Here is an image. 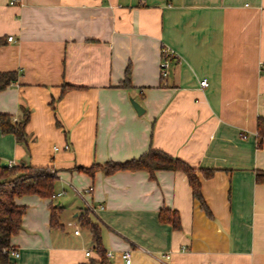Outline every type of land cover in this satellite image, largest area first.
<instances>
[{
    "label": "crops",
    "instance_id": "crops-1",
    "mask_svg": "<svg viewBox=\"0 0 264 264\" xmlns=\"http://www.w3.org/2000/svg\"><path fill=\"white\" fill-rule=\"evenodd\" d=\"M262 62L264 0H0V70L15 72L0 113L29 112L25 141L0 128V162L53 169L62 193L14 198L10 260L124 264L128 249L131 264H264ZM151 147L196 169L207 210L183 171L102 169Z\"/></svg>",
    "mask_w": 264,
    "mask_h": 264
},
{
    "label": "trees",
    "instance_id": "trees-1",
    "mask_svg": "<svg viewBox=\"0 0 264 264\" xmlns=\"http://www.w3.org/2000/svg\"><path fill=\"white\" fill-rule=\"evenodd\" d=\"M124 85L129 84L128 71ZM15 80L14 71L0 70V90ZM29 118L28 110H25L19 121L4 113H0V128L3 132H12L17 140L25 141V126ZM260 126L264 136V119L260 120ZM102 169L105 173H111L121 169H145L153 176L156 170H180L183 171L192 189V195L202 207L207 210L201 194L200 180L196 175V169L178 157H174L160 149L149 148L139 157L124 162L107 161ZM87 171L91 169H85ZM206 177H211L214 170H203ZM58 179L56 172L49 167H34L31 165L1 166L0 165V264H14L10 260V239L16 234L22 225V216L25 213L24 205L16 204L14 198L26 194H36L46 198H52L55 194V182ZM59 205L52 204L51 225L58 224ZM159 218L163 222H171L174 228L180 227L177 211L161 209ZM83 224L91 227L96 244L100 243V233L95 225L90 223L85 215H80Z\"/></svg>",
    "mask_w": 264,
    "mask_h": 264
},
{
    "label": "built area",
    "instance_id": "built-area-1",
    "mask_svg": "<svg viewBox=\"0 0 264 264\" xmlns=\"http://www.w3.org/2000/svg\"><path fill=\"white\" fill-rule=\"evenodd\" d=\"M20 2V0H9V3L10 4H15V3H18ZM9 40H12V37H9ZM174 55V52L170 49H163L162 50V55H161V61H160V75L162 78H165L167 77L168 75V68H169V65H170V57ZM261 69L264 70V62L261 63ZM200 85L202 87L204 86H207L208 85V81L207 79H202L200 81ZM67 147V146H65ZM15 165V162L14 161H11V162H8V166H13ZM92 190V188H89L87 189V191H90ZM61 192H57L53 195V199H56L57 197L61 196ZM99 208H102V206H100ZM75 234H78L79 233V229H76ZM10 255H14V256H18V252L15 250V249H10ZM86 255L89 256L90 255V252L89 251H86ZM107 256H111L112 255V252L111 251H108L106 253ZM161 257L163 258H169V254H163L161 255ZM121 258L124 262V264H131L132 263V256H131V251L130 250H124L121 252Z\"/></svg>",
    "mask_w": 264,
    "mask_h": 264
},
{
    "label": "water",
    "instance_id": "water-1",
    "mask_svg": "<svg viewBox=\"0 0 264 264\" xmlns=\"http://www.w3.org/2000/svg\"><path fill=\"white\" fill-rule=\"evenodd\" d=\"M131 103H132V105H133V107L135 108V110H136V112L138 113V114H140V113H142L143 112V108L141 107V105L137 102V101H135L133 98H131ZM0 165L1 166H8V163H6V162H0Z\"/></svg>",
    "mask_w": 264,
    "mask_h": 264
}]
</instances>
